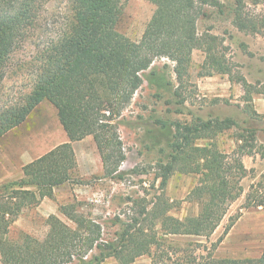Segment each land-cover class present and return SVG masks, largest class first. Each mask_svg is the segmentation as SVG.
Here are the masks:
<instances>
[{
    "label": "trees",
    "instance_id": "trees-1",
    "mask_svg": "<svg viewBox=\"0 0 264 264\" xmlns=\"http://www.w3.org/2000/svg\"><path fill=\"white\" fill-rule=\"evenodd\" d=\"M121 0H70L71 18L66 29L41 49L39 68L31 92L20 103L0 106V137L22 124L32 111L48 100L57 110L69 141L61 143L23 167V177L0 185V254L3 264H100L115 257L127 264L138 256L151 253L153 264H264V249L256 257H215L207 245L197 253L200 242L179 243L170 235L210 237L222 223L230 205L243 188L247 175L243 157L260 153L254 148L258 128L244 127L238 146L223 151L215 142L196 144L199 138L212 139L237 121L231 117L199 120L195 124L178 120L158 122L172 131L170 159L161 164L164 186L170 175L179 170L198 174V182L188 199L199 204V212L179 218L170 215V204H144L131 221L116 232V239L104 237L101 222L78 213L74 204L61 205L68 221L51 214L49 230L43 239L28 233L10 239L12 223L22 210L53 197L55 188L72 181L77 166L72 142L92 135L100 152L105 175L122 178L121 165L126 159L119 134L118 118L130 105L144 83L143 73L157 58L175 63L179 81L188 73L194 50L205 52L201 76L230 74V68L219 56L218 35L199 33L198 19L205 6L221 7L219 0H149L155 11L140 41H135L114 26ZM45 0H0V97L10 56L35 31ZM244 2L233 8V23L242 31L259 33L264 20L258 22L244 12ZM233 80V78H232ZM246 94L253 84L239 76ZM258 92V91H257ZM264 117L256 110L252 117ZM264 131V130H263ZM261 147H259L261 149ZM257 193L247 195L246 207H264V183ZM261 192V194H259ZM240 214L230 217L222 236L228 233Z\"/></svg>",
    "mask_w": 264,
    "mask_h": 264
},
{
    "label": "rangeland",
    "instance_id": "rangeland-1",
    "mask_svg": "<svg viewBox=\"0 0 264 264\" xmlns=\"http://www.w3.org/2000/svg\"><path fill=\"white\" fill-rule=\"evenodd\" d=\"M221 7L205 6V15L198 19L199 33L218 35L219 56L231 73L201 76L205 52L194 50L188 73L180 82L174 70L175 63L157 58L143 73L144 83L124 110L119 122V134L126 159L121 165L122 178L105 175L103 161L92 135L74 142L77 166L72 169V181L56 188L53 197H45L38 204L25 207L12 223L8 237L19 239L28 233L43 239L51 214L68 221L60 211L61 205L74 204L78 213H84L101 222L104 237L116 239V232L125 222L147 204L164 207L179 218L199 212V204L188 199V193L198 182L199 175L174 171L162 186L161 164L171 158L172 131L163 129L158 120H178L195 124L199 120L231 117L237 121L220 132H212V139L199 138L198 145L215 142L223 151L231 152L238 146L243 128H258L254 148L264 144V117H252L256 110L264 115V26L261 32L239 30L233 23V8L238 0H219ZM244 12L264 20V0H242ZM156 6L149 0H121L114 16V26L121 33L140 41ZM71 18L70 0H45L33 34L21 47L12 52L3 81L0 106L20 103L31 92L39 68L37 55L41 49L66 29ZM239 76H245L254 88L247 93ZM233 78V80H232ZM258 91V92H257ZM56 108L43 100L18 127L0 137V185L18 180L21 165L32 156L45 153L64 136ZM62 134V135H61ZM261 147V149L259 148ZM24 153V159L20 154ZM247 175L241 180L243 192L230 205L227 215L210 237L198 235H170L179 243L194 241L199 254L207 245L215 257H256L264 249V207H246L247 195L257 193V185L264 183V157L260 153L245 155ZM261 194V192H259ZM240 214L223 240L230 217ZM69 222V221H68ZM0 264H3L0 254ZM100 264H123L108 257ZM127 264H153L151 253L138 256Z\"/></svg>",
    "mask_w": 264,
    "mask_h": 264
},
{
    "label": "crops",
    "instance_id": "crops-1",
    "mask_svg": "<svg viewBox=\"0 0 264 264\" xmlns=\"http://www.w3.org/2000/svg\"><path fill=\"white\" fill-rule=\"evenodd\" d=\"M33 112V111H32ZM21 125V124H20ZM18 127V126H17ZM63 127V126H62ZM16 128V127H15ZM13 129V128H12ZM64 130V129H63ZM10 131V130H9ZM64 136L62 135L61 136V138H62V140L61 141H59V143L57 144V145H59V144H61V143H64V142H66V141H69V137H68V135H67V133H66V131L64 130ZM5 135V134H4ZM82 140V139H81ZM74 142H76V141H74ZM74 142H72V145H74ZM57 145H55L54 147H56ZM54 147H52V148H54ZM51 148V149H52ZM74 148V147H73ZM50 149V150H51ZM75 150V149H74ZM47 151H49V150H47ZM46 151V152H47ZM45 152V153H46ZM24 153L25 152H23L22 154H20V157H21V159H24L25 157H23L24 156ZM44 153H42V154H39V155H37V156H32L31 154H29V153H27V156L29 157L28 159H26L23 163H22V165H21V176L20 177H23V175H24V173H23V167H24V165L25 164H27V163H29L30 161H32V160H34L35 158H37V157H39V156H41V155H43ZM55 191H56V188H55ZM45 198V197H44ZM261 254V253H260Z\"/></svg>",
    "mask_w": 264,
    "mask_h": 264
}]
</instances>
